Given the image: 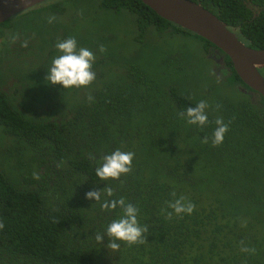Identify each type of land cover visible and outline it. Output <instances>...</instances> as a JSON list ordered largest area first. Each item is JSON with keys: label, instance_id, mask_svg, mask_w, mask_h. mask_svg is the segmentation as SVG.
<instances>
[{"label": "trees", "instance_id": "trees-1", "mask_svg": "<svg viewBox=\"0 0 264 264\" xmlns=\"http://www.w3.org/2000/svg\"><path fill=\"white\" fill-rule=\"evenodd\" d=\"M91 1L49 0L15 15L32 14L43 25L27 47L13 17L0 23V129L10 138L0 148V264H264V99L257 94L252 102L240 91L246 85L216 46L140 0ZM192 1L250 48H264V0ZM166 34L194 36L205 55L216 50L226 82L207 83L198 95L201 86L175 78L185 52L166 54L156 74L127 53L120 56V48H133L136 57L156 51L155 37ZM68 37L100 55L95 84L65 89L46 81L60 55L55 45ZM201 100L210 106L203 128L179 116ZM217 117L229 130L214 147ZM116 149L135 153L132 171L103 181L95 168ZM106 186L114 192L101 202L123 197L139 209L140 225L149 227L146 243L117 241L114 251L106 234L96 241V232L106 233L123 215L119 206L102 210L101 202L86 198ZM172 191L195 204L192 214L178 216L167 207Z\"/></svg>", "mask_w": 264, "mask_h": 264}, {"label": "clouds", "instance_id": "clouds-1", "mask_svg": "<svg viewBox=\"0 0 264 264\" xmlns=\"http://www.w3.org/2000/svg\"><path fill=\"white\" fill-rule=\"evenodd\" d=\"M45 4V2H44ZM43 4V5H44ZM20 14V13H19ZM17 14V15H19ZM55 20L54 16L48 17V22L52 23ZM27 47V42L23 43ZM60 55L54 57L51 62V67L48 69L46 81L50 84H60L65 89L88 87L96 79V73L93 70V65L96 60L95 53L87 47H78V41L75 37H68L64 40L57 41L55 45ZM99 51L104 53L107 49L99 46ZM258 94V93H257ZM94 97L88 96V100L92 101ZM207 101L201 100L195 106H189L186 112H180L179 116L186 119L189 125H198L203 128L209 123V118L206 109L209 108ZM217 108L220 105L216 106ZM217 127L211 137L212 146H219L223 143L225 134L229 130V124H226L222 117H217L215 120ZM202 143L208 144L209 137L205 136ZM134 152H125L116 149L111 154L104 155L100 158L98 165L95 168L96 176L103 181L119 180L122 175H126L132 171ZM89 158L95 160V156L89 154ZM35 179H40L37 172L33 173ZM113 188L106 186L102 191L91 190L86 193V198L101 202V197L113 195ZM170 195L174 198L168 201L167 207L171 208L176 215L192 214L195 210V204L187 197L181 195L178 198L175 191ZM123 210V215L118 219H114L106 228V233H95V239L100 244L106 236L109 238L107 247L111 250L118 251L120 248L117 241H124L129 246L139 245L147 242L146 233L149 231L147 225L141 226L138 221L139 209L132 203H126L125 199H104L101 202L102 210H115L117 207ZM163 211V210H162ZM173 212H167V219H172ZM4 223L0 220V229L4 228ZM242 251L254 252L255 249L242 248Z\"/></svg>", "mask_w": 264, "mask_h": 264}, {"label": "water", "instance_id": "water-1", "mask_svg": "<svg viewBox=\"0 0 264 264\" xmlns=\"http://www.w3.org/2000/svg\"><path fill=\"white\" fill-rule=\"evenodd\" d=\"M49 0H0V23ZM161 18L216 46L232 63L241 81L264 99V48L253 49L200 3L192 0H140Z\"/></svg>", "mask_w": 264, "mask_h": 264}, {"label": "rangeland", "instance_id": "rangeland-1", "mask_svg": "<svg viewBox=\"0 0 264 264\" xmlns=\"http://www.w3.org/2000/svg\"><path fill=\"white\" fill-rule=\"evenodd\" d=\"M96 0H92L91 3L94 5ZM84 5L81 7L83 8ZM81 10V9H80ZM79 10V11H80ZM32 14H27L24 15L23 17H17L11 21L13 25V29L20 28L22 29L23 36L22 38L27 41L33 37H37L40 35V32L38 29L43 28V25L41 23L35 24V22H32ZM12 18V17H11ZM30 28V33L29 35L26 33V28ZM123 36V34L120 33V36ZM135 34L133 35L134 38ZM166 39V41L164 39ZM160 39V40H159ZM181 40V42H180ZM154 44H157V49L156 51H146L145 54L142 53L140 56H134L132 55V49L130 48L127 51H124L123 48H120L122 51H120V56H124L126 53L127 59H131V62L135 63L139 68H145V71H150L152 74H156L157 67L164 66L165 64V55L166 54H176L180 53L183 55L185 52L188 56L185 58L186 60L184 61H179L181 63V70L179 73L175 74V78L177 79H183L186 80L188 84L193 86V84H197L201 86L200 91L198 92V95L203 94V88L207 83H216L217 81L220 83H223L226 77V74L223 71L222 63H220L222 60H219V65H216V63L213 61V54H204L202 51L199 49L200 44L202 43L200 40L195 38L194 36H188L186 38H182L178 34H166L161 37H155L154 39ZM181 43H185L186 47L183 48ZM117 46V44H115ZM155 48V47H154ZM96 60L93 65V70L96 73V79L94 80V84L97 82V78L100 75L99 72V67L95 65L99 60H100V55L96 54ZM215 55V53H214ZM204 58H203V57ZM135 58V59H132ZM186 63V64H185ZM9 66V62H8ZM168 67H172V65L168 64ZM34 68V66L30 67ZM122 68H113V73H116L117 76H120L121 79V73L123 70ZM260 71L262 75L264 76V67L260 68ZM191 79V81H190ZM15 80H11L10 83H14ZM217 82V83H218ZM24 83V81H23ZM189 85V86H190ZM16 85H11L9 91ZM239 88H243V86H239ZM5 90H8V86L6 85L4 87ZM244 89V88H243ZM247 94L250 96V100L255 102L259 97L256 93L254 92H249L246 91ZM200 98H203L202 96H199ZM6 139L5 136L2 134L1 129H0V148H4L6 145ZM8 141L10 140L7 139Z\"/></svg>", "mask_w": 264, "mask_h": 264}, {"label": "flooded vegetation", "instance_id": "flooded-vegetation-1", "mask_svg": "<svg viewBox=\"0 0 264 264\" xmlns=\"http://www.w3.org/2000/svg\"><path fill=\"white\" fill-rule=\"evenodd\" d=\"M214 53H215V55H214ZM210 54H213V61L216 63V65H219V60L221 59V57L219 56H217L218 54H217V52H216V50H214V52H211ZM221 63V62H220ZM222 67H223V65H222ZM225 82H226V80H225ZM239 86H241V84L240 85H238L237 87L239 88ZM244 88V89H243ZM243 88H239L240 89V91L242 92V93H244V94H246L248 97H250L248 94H247V92L246 91H249V92H254V91H252V90H250L247 86L246 87H243ZM254 93H256V92H254ZM257 94V93H256Z\"/></svg>", "mask_w": 264, "mask_h": 264}]
</instances>
